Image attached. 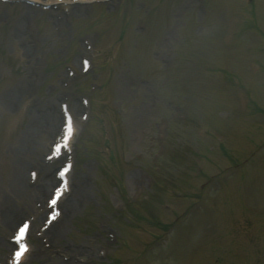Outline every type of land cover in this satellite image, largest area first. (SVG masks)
<instances>
[{
    "label": "rangeland",
    "instance_id": "1",
    "mask_svg": "<svg viewBox=\"0 0 264 264\" xmlns=\"http://www.w3.org/2000/svg\"><path fill=\"white\" fill-rule=\"evenodd\" d=\"M88 1L67 15L0 0V263L40 200L44 172L37 185L29 172L43 164L60 104L80 117L76 86L89 93L94 81L104 89L74 142L71 205L46 242L34 224L23 264H264V0L236 11L246 26L233 43L230 0H208L205 18L201 0H110L109 12L123 8L111 15ZM84 39L103 52L91 72L99 80L81 74ZM67 67L79 77L66 88ZM235 79L250 87L247 112ZM85 138L102 155L84 157Z\"/></svg>",
    "mask_w": 264,
    "mask_h": 264
},
{
    "label": "snow or ice",
    "instance_id": "2",
    "mask_svg": "<svg viewBox=\"0 0 264 264\" xmlns=\"http://www.w3.org/2000/svg\"><path fill=\"white\" fill-rule=\"evenodd\" d=\"M65 130H66V134L62 138L64 143H63V145L57 144L56 145L57 149H59L62 146L66 148L68 146V140L73 135V126H72L71 117H68V122L66 124V129ZM67 171H68V168H65L63 171H61L60 175L64 176L65 172H67ZM60 195H61V191L57 190L56 197L59 198ZM56 203H57V199H52L51 204L52 205H56ZM53 216H55V213L53 214ZM26 227H27V225H25V228ZM24 230H25L24 228L20 229V234L16 237L17 240H20L24 236ZM26 250H27V245L26 244H21L20 245V250L15 253V256H16L17 260L20 259L21 254L23 252H25Z\"/></svg>",
    "mask_w": 264,
    "mask_h": 264
},
{
    "label": "bare ground",
    "instance_id": "3",
    "mask_svg": "<svg viewBox=\"0 0 264 264\" xmlns=\"http://www.w3.org/2000/svg\"><path fill=\"white\" fill-rule=\"evenodd\" d=\"M16 163H17V166H18V171H16V173H15L14 182L20 180L21 177H23V173H24V172H22V169H21V167H23V163L21 161H19V160H17ZM53 181H55V180L53 179L52 173H49L48 177H46V180L44 181V186L46 187L48 185L47 188H50L49 185H50V183L51 184L54 183ZM44 190H45V188H44Z\"/></svg>",
    "mask_w": 264,
    "mask_h": 264
}]
</instances>
